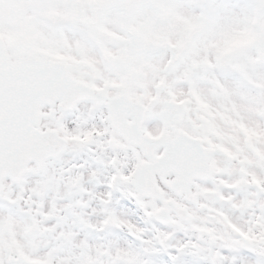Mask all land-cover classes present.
<instances>
[{
	"label": "snow or ice",
	"instance_id": "1",
	"mask_svg": "<svg viewBox=\"0 0 264 264\" xmlns=\"http://www.w3.org/2000/svg\"><path fill=\"white\" fill-rule=\"evenodd\" d=\"M0 264H264V0H0Z\"/></svg>",
	"mask_w": 264,
	"mask_h": 264
}]
</instances>
